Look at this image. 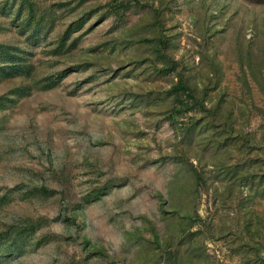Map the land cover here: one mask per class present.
<instances>
[{"label": "rangeland", "instance_id": "1", "mask_svg": "<svg viewBox=\"0 0 264 264\" xmlns=\"http://www.w3.org/2000/svg\"><path fill=\"white\" fill-rule=\"evenodd\" d=\"M0 264H264V0H0Z\"/></svg>", "mask_w": 264, "mask_h": 264}, {"label": "trees", "instance_id": "2", "mask_svg": "<svg viewBox=\"0 0 264 264\" xmlns=\"http://www.w3.org/2000/svg\"><path fill=\"white\" fill-rule=\"evenodd\" d=\"M5 70V69H4Z\"/></svg>", "mask_w": 264, "mask_h": 264}]
</instances>
